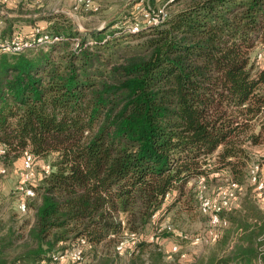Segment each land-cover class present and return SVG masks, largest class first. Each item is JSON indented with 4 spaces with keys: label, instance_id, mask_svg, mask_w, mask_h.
<instances>
[{
    "label": "trees",
    "instance_id": "obj_1",
    "mask_svg": "<svg viewBox=\"0 0 264 264\" xmlns=\"http://www.w3.org/2000/svg\"><path fill=\"white\" fill-rule=\"evenodd\" d=\"M183 1L135 33L117 20L80 31L63 11L0 14L1 37L36 19L60 37L0 52V159L30 152L38 168L51 165L27 201L28 227L0 217V264H43L80 237L94 264H121L115 247L124 232L144 234L126 264H180L162 250L166 231L154 241L147 235L175 208L198 202L197 177L246 180L244 144L264 142V67L252 59L264 41V0ZM244 189L207 264H255L261 225L248 218L261 215ZM236 227L242 233L224 250Z\"/></svg>",
    "mask_w": 264,
    "mask_h": 264
},
{
    "label": "built area",
    "instance_id": "obj_2",
    "mask_svg": "<svg viewBox=\"0 0 264 264\" xmlns=\"http://www.w3.org/2000/svg\"><path fill=\"white\" fill-rule=\"evenodd\" d=\"M7 1V0H4ZM175 0H165L159 7H152L147 3V0H136L131 6L130 12L140 14L141 20L133 18L125 28L127 31L135 33L140 29L148 26L160 25L169 15L167 6ZM74 7L83 9L86 12L95 13L100 10L99 0H74ZM30 35H14L11 37L0 36V52H20L26 48L51 43L59 40L58 36H51L43 31L39 26H34L31 29ZM75 46L79 40L74 39ZM252 59L255 67H264V41L257 43ZM264 94V88L261 89ZM264 106L261 107V110ZM5 154V147H0V158ZM51 171L49 163H43L40 171L37 167V162L34 160L30 152H26L22 159L18 170V182L15 186V195L17 196V210L20 213L28 211L27 201L35 196L34 181L43 178ZM6 169L0 167V173L4 174ZM218 173H215L217 175ZM246 178L248 184L252 187L253 197L259 208L264 214V150L257 153L247 165ZM208 184L204 175L197 177L195 183L196 197L198 200V209L207 220L206 227L203 233L190 234L181 231L172 224L163 221L157 225L155 230L147 235L149 241H154L158 234L167 232L177 236L182 241L196 246L203 243L216 242L227 226L228 222L225 214L237 206L239 195L243 192L244 185L231 179H225L223 183L218 184L209 192ZM169 194H166L167 199ZM156 214H153L155 217ZM144 236L143 233L124 232L123 237L117 243L115 251L118 255H124L128 250L133 248L136 241ZM91 244L85 237L77 239L75 244L65 249L52 251L49 257L43 264H81L84 257V250L89 249ZM162 250L166 258L170 259L173 255L178 254L179 258H185L187 253L181 250V246L177 242H172L167 246H162ZM128 254V253H127ZM264 232L258 238L256 261L258 264H264Z\"/></svg>",
    "mask_w": 264,
    "mask_h": 264
},
{
    "label": "rangeland",
    "instance_id": "obj_3",
    "mask_svg": "<svg viewBox=\"0 0 264 264\" xmlns=\"http://www.w3.org/2000/svg\"><path fill=\"white\" fill-rule=\"evenodd\" d=\"M65 1V2H64ZM136 0H109V4L106 6H101L100 10L91 13L86 12L83 9L74 7V0H0V14L6 15L8 17H21V18H37L46 13H54L57 11H63L75 24L76 28L80 31L92 30L101 25L107 24L112 21H118L117 25H127L133 18L136 16L137 20H141L140 14L137 12L131 13V5L134 4ZM165 0L160 1H151L149 0L148 4L152 7L161 6ZM184 5L183 0H175L172 3H169L167 9L169 13H173L176 10L180 9ZM130 7V8H129ZM37 24L40 28L45 27L47 22L45 20H35L33 23H28L26 21H17L14 23V35L21 34L30 35L31 29ZM4 23L0 18V30L3 28ZM116 27V25H115ZM19 33V34H18ZM264 113V109H263ZM262 120V115H258L253 121H251L252 128L257 130L258 124ZM244 147L251 152V149L259 150L258 153H261V148H264V142L254 145L244 144ZM22 156L18 158H5L0 159V167H4L6 172L4 174L0 173V217H2L4 222H8L10 217H13V222L21 224L22 222L26 223L27 227L30 224L33 218V210L30 208L26 213H20L17 210V202L15 196V186L18 182V170L20 168ZM38 165V162H37ZM40 171V168H38ZM226 176L218 179L208 181V189L211 192L216 184H221L224 182ZM228 179V178H227ZM40 182V179L37 178L34 183L37 185ZM193 182H189L188 187L192 185ZM245 183V184H244ZM244 186H251L248 184L247 178L243 181ZM207 218L202 215L198 209V202L194 200L189 204V209L175 208L171 211L166 220V222L172 224L177 229L185 231L190 234H199L203 233ZM21 230H26V227L21 228ZM164 237H167L163 243V247L167 246L172 242H177L181 246V250L187 253L185 258H179L176 255H173L172 258L167 259L168 262H171V259L174 257L178 260V263L182 264V261H188L191 259L205 258L203 259L207 264L210 256L213 255V246L214 243H203L196 246H192L189 243L182 241L180 238L171 235L170 233H164ZM128 250L124 255L119 256V263L126 264L128 259ZM178 258V259H177ZM202 261V260H201ZM173 262V261H172ZM81 264H94L93 254L91 249L84 250V257ZM177 264V261H176Z\"/></svg>",
    "mask_w": 264,
    "mask_h": 264
},
{
    "label": "crops",
    "instance_id": "obj_4",
    "mask_svg": "<svg viewBox=\"0 0 264 264\" xmlns=\"http://www.w3.org/2000/svg\"><path fill=\"white\" fill-rule=\"evenodd\" d=\"M151 1H153V0H150V2ZM155 1H160V0H155ZM65 2V1H64ZM149 2V0H147V3ZM99 3H100V6H106V5H108L109 4V0H99ZM251 121H253V120H251ZM247 144H248V142H246ZM254 145H252V147H253ZM261 149H264V148H261ZM258 151L259 150H254V149H251V152H248V154H249V159L251 160V159H253L255 156H256V154L258 153ZM262 151V150H261ZM244 194H245V189H243V192L239 195V198H238V203H237V206L234 208V209H232V211L234 210V211H238V210H241L242 209V207H243V204H244V201H243V197H244ZM250 197H251V202L254 204V206H256V208L258 209V211L260 212V215H261V218H260V220H256V219H254V218H248V222H250V223H256L257 225H261V229H260V231H259V233L257 234V236L255 237V246L257 247V245H258V238H259V236L264 232V214H263V211L259 208V206H258V204L256 203V201H255V199H254V197H253V192H252V187H251V189H250ZM242 233V230L239 228V227H236V228H234V232H233V234L230 236V238L228 239V242H227V244L224 246L225 247V249L224 250H228V249H230L231 247H232V244H233V242L235 241V238L239 235V234H241ZM223 236V232L221 233V236H220V238ZM219 238V239H220ZM218 239V240H219ZM217 240V241H218ZM217 241L216 242H214V245H216V243H217ZM223 250V251H224ZM223 251L221 252V253H223ZM254 263L255 264H258L257 263V261H256V256H255V258H254ZM263 263H264V261H263Z\"/></svg>",
    "mask_w": 264,
    "mask_h": 264
},
{
    "label": "water",
    "instance_id": "obj_5",
    "mask_svg": "<svg viewBox=\"0 0 264 264\" xmlns=\"http://www.w3.org/2000/svg\"><path fill=\"white\" fill-rule=\"evenodd\" d=\"M93 30H95V29H93ZM85 31L87 32V31H89V30H85Z\"/></svg>",
    "mask_w": 264,
    "mask_h": 264
}]
</instances>
